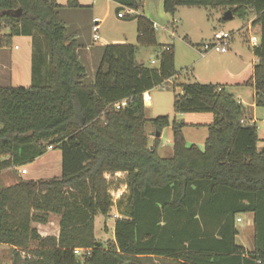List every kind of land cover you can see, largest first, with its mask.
<instances>
[{
    "label": "trees",
    "instance_id": "16d2710c",
    "mask_svg": "<svg viewBox=\"0 0 264 264\" xmlns=\"http://www.w3.org/2000/svg\"><path fill=\"white\" fill-rule=\"evenodd\" d=\"M133 10L136 43L101 46L94 79L80 58L82 44L62 11L84 9L77 0H0V48L15 36L31 38L29 86H0V171L22 167L48 147L61 151V174L0 188V245L10 264H264V146L244 105L225 87L184 83L175 113H211L204 147L187 145L183 123L173 120L172 152H157L168 115L146 118L142 94L177 74L172 45L157 44L141 0H113ZM229 9L257 28V62L246 82L255 106H264V0H163L178 7ZM120 13V11H118ZM125 15L123 17H125ZM8 29L7 33L4 30ZM158 45V66L138 63L139 46ZM127 99L124 108L113 104ZM250 118L249 120H251ZM125 174L114 201L107 176ZM115 207L110 242L98 241L96 215ZM59 217L58 236H42L33 223ZM251 214L253 248L236 242V218ZM100 242L101 244H98ZM83 248L82 255L74 253Z\"/></svg>",
    "mask_w": 264,
    "mask_h": 264
},
{
    "label": "rangeland",
    "instance_id": "374dc122",
    "mask_svg": "<svg viewBox=\"0 0 264 264\" xmlns=\"http://www.w3.org/2000/svg\"><path fill=\"white\" fill-rule=\"evenodd\" d=\"M96 11L91 10L89 6L83 10L74 11L66 8L62 11V16L66 21L69 32L78 31V41L83 44L87 50L80 51V58L87 69L86 82L94 79L95 72L101 59V46L98 44L102 40H125L124 43H136V22L134 18H119L118 11L125 14L126 8H119L113 4H106L105 0H100ZM96 13L101 20L98 31L99 40H93V32L90 27L91 16ZM139 13L141 11L139 10ZM161 16L156 21V41L161 45H172L174 52V65L177 70L175 77L169 79L164 84L154 87L149 91L150 104L145 106L144 112L146 118H153L158 115H168L170 125L163 129L159 139L157 152L161 156H166L168 150L172 149V144L167 142V138H172V124L176 122L183 123L182 132L187 145L195 144L200 148L204 147L205 139L208 135L207 124L212 121L211 113H175L173 110V98L180 94L181 84L184 83H209L223 85L226 91L231 92L236 98L242 100L246 110V119L254 118L258 134V147L264 144V106H252V88L247 85L252 71L250 68L255 62L256 56L253 53V45L250 43V37H259L256 27L252 26L246 29L247 21L253 19L254 15L249 14L248 19L233 17L229 20H223V13L219 8L213 7H187L180 6L172 15L163 9V0L160 8ZM230 32L229 53H221L217 47H212L204 56L200 49L203 44L211 43L212 37L216 31ZM8 29L4 30L7 33ZM27 37L15 36L12 39L11 48L16 44L19 50L14 51V56L18 59L20 76L8 79V56L10 46L5 47L6 52L0 50V70L4 73L0 77V86H29L31 83L30 65L31 55L26 53ZM158 45L139 46L135 55L138 63H144L145 66L157 67ZM234 54H236L234 56ZM242 56L244 71L240 74L237 70V62ZM13 56V57H14ZM28 57V58H27ZM27 58V59H26ZM24 60L27 66H24ZM25 61V62H26ZM239 63V62H238ZM30 64V65H29ZM22 65V67H21ZM6 66L7 69L3 67ZM243 78V79H242ZM239 84H237V81ZM153 141L150 135L149 143ZM28 174L22 175L27 179L50 178L61 174V151L58 148L47 149V151L33 161L24 164ZM22 168V167H20ZM19 169H13L10 174L13 177L20 176ZM110 183L111 195L117 199L125 190L123 179L125 174L116 173L107 176ZM8 183L7 172L0 173V185ZM115 207L113 206L107 215H96L94 218V233L98 241L104 243L110 242L113 238V223ZM241 221H236L238 235L236 242L247 249L253 248V225L251 214L238 215ZM11 250L6 245H0V264H10ZM141 264H175L161 258H144Z\"/></svg>",
    "mask_w": 264,
    "mask_h": 264
},
{
    "label": "crops",
    "instance_id": "0c3cea01",
    "mask_svg": "<svg viewBox=\"0 0 264 264\" xmlns=\"http://www.w3.org/2000/svg\"><path fill=\"white\" fill-rule=\"evenodd\" d=\"M59 4L61 5H66V3L68 2V0H56ZM77 2L81 5H85V6H89L91 8V10H95V12L97 13L96 11V8H97V5L99 2H101L100 0H77ZM106 4H113L115 6H120L119 3L113 1V0H105L104 1ZM141 4H142V7L139 9L141 11L142 14H144L147 18H149L153 23L154 25L156 26V21L157 19H159V17L161 16V13H160V8H161V0H141ZM74 11L76 10V12H78V10H83V9H73ZM139 10L138 11H135V13H139ZM224 12V11H222ZM94 13L92 16H91V23L89 24L90 27H92V19L93 18H98L97 14ZM119 17V16H118ZM234 17V16H233ZM119 18H123V17H119ZM99 19V18H98ZM157 27V26H156ZM251 23L250 21H247V24H246V29L249 30L251 28ZM157 30V28L155 29V31ZM71 32H76L77 35H76V38L78 39V31L77 30H72ZM230 34V36L232 37L231 33L230 32H227ZM27 37V36H26ZM27 49H26V53L29 52V55H31V38L30 37H27ZM99 40V39H98ZM112 42H123L125 40H111ZM80 43V42H79ZM109 43V40H102V42H100L98 45L99 46H102V45H105V44H108ZM12 44V42H11ZM10 48H11V45H10ZM0 50H2V52H6V49L5 48H0ZM17 50H19V47L15 44L13 46V49L11 48L10 50V53H6V55L8 56V79L10 80V78L12 77H18L20 76V72L18 71L20 66H19V61L18 59L14 56V51L16 52ZM83 50H87V48L82 44V48L80 51H83ZM225 53H229V49L227 52ZM223 53V54H225ZM236 54H234L235 56ZM14 56V57H13ZM28 58V57H27ZM26 58V59H27ZM239 58L240 60L237 62V71L242 74V72L244 71V64H243V61H242V56L239 55ZM26 60H24V66L26 65L27 66V61L25 62ZM257 62V58L255 59V62H253L251 68H250V72L252 71L253 72V66L254 64ZM21 64V63H20ZM30 65V64H29ZM22 67V65H21ZM30 67V66H29ZM4 69H7L6 66L3 67ZM3 70H0V77H2V75L4 74L2 72ZM252 76V74H251ZM250 76V77H251ZM243 79V78H242ZM237 84H239L238 80L236 81ZM209 83H213V82H209ZM8 86H11V85H8ZM252 88V87H251ZM253 93H254V90L252 88V99H253ZM234 95V94H233ZM235 96V95H234ZM236 97V96H235ZM238 99V98H237ZM241 103H242V100L238 99ZM255 105L254 101L252 103V106ZM254 119V118H252ZM163 133V131H162ZM161 133V135H162ZM160 135V137H161ZM167 142L171 143L172 144V138H167L166 139ZM264 146V144L261 146V147H258L259 149L262 148ZM172 152V149L171 150H168L166 153H168L167 155H169L170 153ZM37 159V158H36ZM24 166H22L23 168ZM20 167H16V168H7L5 170H2L0 171V173L2 172H7L8 170V183L7 184H4V185H0V188L2 187H6V186H10L14 183L17 182L18 178L21 177V178H25L23 177L21 174L20 176L18 177H13V175L10 174V172L13 170V169H19ZM21 169V168H20ZM20 172V170H19ZM118 173H121V172H118ZM28 174V170H27V173ZM24 174V175H26ZM122 174V173H121ZM124 174V173H123ZM40 179V178H39ZM36 180V179H34ZM125 191V190H124ZM118 213L115 209V212H114V217H118ZM115 221V220H114ZM34 227H36L40 233V235L42 236H55L57 237L58 236V233H59V217L57 215H54V214H51L50 217H49V221L45 224H40V223H33L32 224ZM114 225V223H113ZM96 237V236H95ZM97 238V237H96ZM7 246V245H6ZM9 247V246H7ZM10 248V247H9Z\"/></svg>",
    "mask_w": 264,
    "mask_h": 264
},
{
    "label": "built area",
    "instance_id": "2783aa9c",
    "mask_svg": "<svg viewBox=\"0 0 264 264\" xmlns=\"http://www.w3.org/2000/svg\"><path fill=\"white\" fill-rule=\"evenodd\" d=\"M133 13V10L131 9H127L126 10V13L125 14H132ZM125 14L123 13H118V16L119 17H123ZM100 24H101V20L98 19V18H93L92 19V27H91V30L93 32V40H98L99 39V35H98V31L100 29ZM157 27L154 25V29H156ZM230 34L227 33V32H223L221 30L219 31H216L212 37V42L211 43H206V44H203L201 49H200V53L202 56H204L206 54V52L208 50H210V48L212 47H217V49L221 52V53H225L228 51L229 49V45H230ZM259 42V37H256V36H251L250 37V43L254 46V45H257ZM150 100H151V97H150V93L149 91H145L143 94H142V102L145 106L149 105L150 104ZM128 103V100L127 99H122L116 103L113 104V107L115 109H121V108H124ZM255 119H251L250 122H255L254 121ZM49 149L53 148L51 145L48 147ZM27 173V169L25 167L21 168L20 169V174L21 175H24ZM114 201L116 199H113ZM236 221L240 222L241 221V218L240 217H237L236 218ZM84 250H87V249H83V248H75L74 249V253L76 255H82Z\"/></svg>",
    "mask_w": 264,
    "mask_h": 264
},
{
    "label": "water",
    "instance_id": "95a60500",
    "mask_svg": "<svg viewBox=\"0 0 264 264\" xmlns=\"http://www.w3.org/2000/svg\"><path fill=\"white\" fill-rule=\"evenodd\" d=\"M231 18H233V14L231 13V11L229 9L225 10L224 13H223L222 19L223 20H229ZM151 136H153V137H159L160 136V133H158V132L155 133V134L151 133ZM98 244H101V243L98 242Z\"/></svg>",
    "mask_w": 264,
    "mask_h": 264
}]
</instances>
